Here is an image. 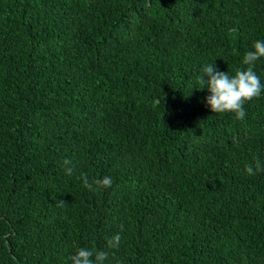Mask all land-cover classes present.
<instances>
[{"label": "trees", "instance_id": "trees-1", "mask_svg": "<svg viewBox=\"0 0 264 264\" xmlns=\"http://www.w3.org/2000/svg\"><path fill=\"white\" fill-rule=\"evenodd\" d=\"M257 40L264 0H0V264H264V91L239 120L196 81Z\"/></svg>", "mask_w": 264, "mask_h": 264}, {"label": "clouds", "instance_id": "clouds-1", "mask_svg": "<svg viewBox=\"0 0 264 264\" xmlns=\"http://www.w3.org/2000/svg\"><path fill=\"white\" fill-rule=\"evenodd\" d=\"M264 58V40H257L253 44V50L245 53L242 64L247 66L242 70H237L230 76L228 72L219 71L213 63L202 67L201 72L196 77V81L203 88L207 89L206 105L210 107L212 113H234L239 120L244 119L246 111L244 105L253 98L259 97L264 91V84L261 83L259 76L254 71L255 62ZM65 174L72 175L73 167L71 160H64ZM253 164L245 166L247 175H255L256 172L264 170L259 160ZM83 185L89 190H99L112 187V178L104 176L100 179L89 178L84 175L81 177ZM95 186V188H94ZM65 202L59 200V206ZM121 242V235L114 234L107 239V247L118 249ZM108 257L105 251H96L89 248H80L75 255L70 257L71 264H104Z\"/></svg>", "mask_w": 264, "mask_h": 264}]
</instances>
